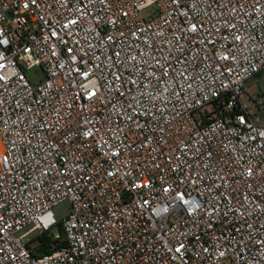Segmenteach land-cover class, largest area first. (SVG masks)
I'll return each instance as SVG.
<instances>
[{"label":"built area","instance_id":"1","mask_svg":"<svg viewBox=\"0 0 264 264\" xmlns=\"http://www.w3.org/2000/svg\"><path fill=\"white\" fill-rule=\"evenodd\" d=\"M256 77L264 0H0V264H264Z\"/></svg>","mask_w":264,"mask_h":264},{"label":"rangeland","instance_id":"2","mask_svg":"<svg viewBox=\"0 0 264 264\" xmlns=\"http://www.w3.org/2000/svg\"><path fill=\"white\" fill-rule=\"evenodd\" d=\"M35 72H36V70L35 71H33V70L29 71V72H27V76L32 77ZM254 84L256 85V87H258V90L260 93H264V80H262L261 78H253V79H250L246 83V85L250 88H252ZM253 111L256 114V117L258 118V122L260 124L264 125V107L255 108V110H253ZM67 211H68V205L66 202H62V203L56 205L52 209L53 216L57 221L61 220L66 215ZM25 229H23V230H25ZM54 230H55V228L53 229V231ZM32 235H35V233Z\"/></svg>","mask_w":264,"mask_h":264},{"label":"trees","instance_id":"3","mask_svg":"<svg viewBox=\"0 0 264 264\" xmlns=\"http://www.w3.org/2000/svg\"><path fill=\"white\" fill-rule=\"evenodd\" d=\"M258 78V77H256ZM60 227L58 226V230ZM35 245L31 249V253L35 256L42 255V254H47L50 251H52L55 246L54 244H57L56 246L63 245L64 241L62 240H52L50 236L46 234H40L35 237L34 239Z\"/></svg>","mask_w":264,"mask_h":264}]
</instances>
